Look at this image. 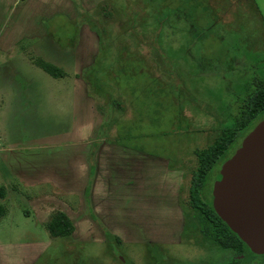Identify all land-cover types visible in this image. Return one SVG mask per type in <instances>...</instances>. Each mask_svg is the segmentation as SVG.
Listing matches in <instances>:
<instances>
[{
  "label": "rangeland",
  "instance_id": "374dc122",
  "mask_svg": "<svg viewBox=\"0 0 264 264\" xmlns=\"http://www.w3.org/2000/svg\"><path fill=\"white\" fill-rule=\"evenodd\" d=\"M13 1L0 0V35L10 42L0 46L4 147L23 154L37 153L51 143L58 144L49 147L53 152L75 147L77 143L65 140L79 136L77 108L86 117L91 112L88 98L76 96L70 86L80 75L77 70L83 72L82 84L95 97L97 125L103 119L88 149L115 141L131 157V165L137 161L135 167L127 165L121 180L143 179L163 195L181 196L186 215L183 240L170 245L171 250L160 249V264L204 263L199 232L208 239L203 240L204 247L215 236L201 229L189 204L196 150L235 125L256 84L264 80V0ZM15 40L24 58L16 50L3 51ZM75 44L83 71L70 53ZM39 58L62 66L66 79L46 72L36 64ZM262 118L264 112L258 120ZM241 140L215 166L206 194L212 193L223 162ZM162 159L159 179L150 171L143 174L142 163L152 169ZM90 160L94 180L98 166ZM132 184L128 180L127 186ZM48 186L25 188L18 181L0 178L9 204L0 221V264H154L143 245L125 243L120 220L116 219L120 225L110 228L89 205L81 208L57 190L52 192L56 204L42 201V192L53 188ZM100 187L107 188V181H101ZM137 204L140 224L161 223L147 204ZM58 206L71 211L76 225L74 235L66 239L52 237L46 226ZM104 229L120 240L110 243ZM173 231L178 233L168 229L159 235L175 237ZM149 257L151 261L146 260Z\"/></svg>",
  "mask_w": 264,
  "mask_h": 264
},
{
  "label": "crops",
  "instance_id": "0c3cea01",
  "mask_svg": "<svg viewBox=\"0 0 264 264\" xmlns=\"http://www.w3.org/2000/svg\"><path fill=\"white\" fill-rule=\"evenodd\" d=\"M17 2L19 3V0ZM13 3H15V0ZM22 37L23 36L20 38ZM3 38L4 36L0 35V46L2 44L4 45V43H10L8 40H4ZM18 40H15L11 47H5L3 51L11 54L16 50V53L24 58V53L22 51V53L19 52L16 47ZM71 48L72 50L70 53L73 54L75 64L82 70L83 66H81L80 52L78 49L75 51L76 44ZM42 59L46 60L45 58ZM46 61L62 68V66L55 63L52 59ZM64 72L65 75L62 77L65 80L66 78L64 77L67 73L65 70ZM77 72L80 75L79 77H73L70 82V86L73 87L76 96L84 94L85 97L88 98V109L91 112L89 113L90 115L88 114V117H86L85 111H81L80 106L77 108L75 115L78 119L77 130L79 132V136L76 138L73 135H70V137L65 140L77 143L75 147L71 148L72 146H65L62 151L53 152L50 151L51 148L49 147L58 144L51 143L48 147L49 149L41 147L44 150L32 154H23L19 150L6 149L4 146L6 143L5 133L7 131V127L0 122V178L4 182L18 181L24 184L25 188L34 189L37 186H52V189L42 192L40 196L42 201H49L51 204L56 201L55 197H53L55 195H53L52 192L57 190L62 192L68 199L76 201V204H78L79 207L81 206V208L85 205H89L92 211L95 214H98L100 218L102 217L101 220L110 228L115 225H120L121 223L123 230H125V235L122 237L127 245L144 243L174 245L178 242L181 243L180 237L182 236V230L186 226V215L184 207L181 203L180 194L178 193L177 196L168 194L163 195L161 191L155 190L157 186L149 187V183L143 179L141 181H138L135 178L121 180V178L125 177L122 175V171H128L127 165H131V157H129L127 153H124L115 141H111L112 143L110 144L105 142L102 146L98 145L95 148H89L90 150L88 149V145L92 143L91 140L93 137H96L97 134L99 135L100 129L103 125V119L101 117L102 122L100 120L101 124L97 125V112L94 101L95 97L89 93L88 87H84L82 84L83 81V83H85V79L82 76L83 72H80L79 70H77ZM84 88L85 92L81 93ZM114 154H116V156H114ZM127 156L128 158L125 160ZM90 157L98 166L94 180L91 174V166L94 164L91 163ZM163 160L165 159L159 160L158 164L153 165L152 169L147 167L148 164H143L141 162L142 166H146L143 170V174L146 176L145 171L146 173L147 171H150L153 173L152 176L154 175L156 176L155 178L159 179V174L157 173ZM136 163L137 161L135 164L133 163V165L137 166ZM133 165L131 166L135 167ZM116 169L119 172H117ZM166 172L171 171L168 169ZM104 180L107 181L108 187L102 189L100 187V182ZM128 180H132L135 185L127 186ZM88 186L90 187L88 196V200L90 199V202L87 201L85 196L87 191L86 188H88ZM137 188H139L138 191H136ZM5 197L6 194L4 197L0 198V202L4 203L8 207L9 204L7 203ZM141 201L147 204L153 211L152 217H154L155 220L161 221L159 225H151L150 222L146 225L140 224V220L135 212V203L140 204L142 203ZM25 202H28L29 207H31L32 203L30 201ZM56 203L57 201L55 204ZM165 209H169V211H166ZM57 211H62L71 218L74 223L75 231V221L72 217L71 211L67 210L66 206H58L56 209L52 210L47 222ZM177 211L179 212V216L176 214ZM116 219L120 220V223H118ZM129 219L133 221L130 220V222H127ZM168 229H178V233L173 231V234L176 235L175 237L165 234L159 235L160 230L166 231ZM74 233L75 232H73L72 235H74Z\"/></svg>",
  "mask_w": 264,
  "mask_h": 264
},
{
  "label": "water",
  "instance_id": "95a60500",
  "mask_svg": "<svg viewBox=\"0 0 264 264\" xmlns=\"http://www.w3.org/2000/svg\"><path fill=\"white\" fill-rule=\"evenodd\" d=\"M212 204L223 221L257 253H264V118L222 164Z\"/></svg>",
  "mask_w": 264,
  "mask_h": 264
},
{
  "label": "trees",
  "instance_id": "16d2710c",
  "mask_svg": "<svg viewBox=\"0 0 264 264\" xmlns=\"http://www.w3.org/2000/svg\"><path fill=\"white\" fill-rule=\"evenodd\" d=\"M38 64L45 71L55 77L64 76V70L42 58L37 59ZM264 112V80L256 84L255 89L250 94L245 103L241 114L236 119L233 127L226 128L207 147L196 150L197 168L193 173L192 183L190 186L189 204L197 212L201 229L204 232L211 231L215 240L220 243H240L245 242L227 225L225 221L217 214L212 204V193L206 194L205 185L211 176L215 166L227 154L231 146L238 140L242 139L259 121V115ZM261 120V119H260ZM253 123V124H252ZM240 143V142H239ZM229 157V156H228ZM88 188L86 198H88ZM1 197H4V188L0 189ZM8 207L0 202V221L7 215ZM47 230L54 238H69L74 232V223L71 218L62 211H57L46 224ZM107 240L112 243L113 236L107 229H104ZM120 240L119 238H117Z\"/></svg>",
  "mask_w": 264,
  "mask_h": 264
},
{
  "label": "flooded vegetation",
  "instance_id": "af4514ba",
  "mask_svg": "<svg viewBox=\"0 0 264 264\" xmlns=\"http://www.w3.org/2000/svg\"><path fill=\"white\" fill-rule=\"evenodd\" d=\"M180 238L182 242L183 236H181ZM203 238L204 237L203 236L201 237L200 232H199V238L197 239L199 243L201 242L203 243V240H206L205 242H208V239H203ZM209 242H211V244L210 245L208 244L205 247L203 246L202 243L199 244L200 245L199 247H201V249H203V251L206 254L204 255L205 256L204 263H201V264H264V253L254 252L253 250L250 249V247L246 243L245 245H241L240 243H234L232 241H229L228 243L227 242L220 243L217 240H211ZM138 245L140 244H137L134 246H138ZM141 245H143V247L147 250V253L144 250L146 257L149 256V252L152 253V254L150 253V256L154 257V260H153L154 264L161 263V260L158 259V256L160 254L162 255L160 249L169 248L170 246V245H163L159 243H144ZM244 246L248 250L244 251L243 250L245 249ZM147 247H149V249H147ZM146 260L151 261L150 257H149V260L148 259ZM174 264H178V263L175 262ZM189 264H194V263H189Z\"/></svg>",
  "mask_w": 264,
  "mask_h": 264
}]
</instances>
